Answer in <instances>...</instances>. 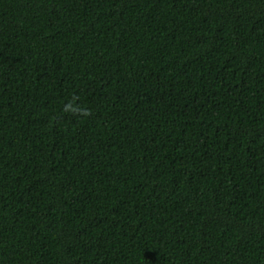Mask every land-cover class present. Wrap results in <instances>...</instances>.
<instances>
[{"label": "trees", "instance_id": "obj_1", "mask_svg": "<svg viewBox=\"0 0 264 264\" xmlns=\"http://www.w3.org/2000/svg\"><path fill=\"white\" fill-rule=\"evenodd\" d=\"M0 264H264V0H0Z\"/></svg>", "mask_w": 264, "mask_h": 264}]
</instances>
